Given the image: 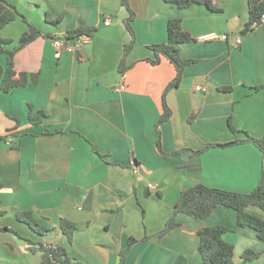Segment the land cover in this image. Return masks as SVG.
Returning <instances> with one entry per match:
<instances>
[{
  "label": "crops",
  "instance_id": "crops-1",
  "mask_svg": "<svg viewBox=\"0 0 264 264\" xmlns=\"http://www.w3.org/2000/svg\"><path fill=\"white\" fill-rule=\"evenodd\" d=\"M4 1L42 36L13 58L14 70L36 75V83L0 90V264H42L40 243L63 247L78 264H119L128 239L144 237L123 264H202L197 231L210 226L228 229L223 240L234 248L232 264H264V241L224 206L205 219L178 214V227L155 236L182 191L202 184L248 194L258 184L261 153L251 143L191 155L244 133L264 135V88L254 90L264 86V23L240 34L247 0H210L216 10L130 0L134 45L123 74L118 67L130 34L121 0ZM170 19H179L194 41L176 46L181 59L193 62L165 97L171 116L160 126L161 150L178 153L164 156L156 148L155 124L175 70L164 57L152 64L150 47L167 42ZM91 26L96 33L79 53L56 52L53 38ZM26 31L20 18L0 29V38L11 40L5 49L14 50ZM209 33L217 39H198ZM7 58L0 55L3 68ZM29 106L45 114L39 126L30 125ZM229 118L241 133L229 130ZM22 211L49 232L40 236L18 222L15 214ZM245 211L264 220L255 206ZM61 219L75 227L70 242L58 229ZM245 250L260 255L245 262Z\"/></svg>",
  "mask_w": 264,
  "mask_h": 264
},
{
  "label": "trees",
  "instance_id": "trees-1",
  "mask_svg": "<svg viewBox=\"0 0 264 264\" xmlns=\"http://www.w3.org/2000/svg\"><path fill=\"white\" fill-rule=\"evenodd\" d=\"M130 0H121V6L128 11V17L124 21V27L130 34L129 44L124 46L122 58L119 63L118 70L120 73L126 71L125 60L126 56L130 52L134 45V33L130 26L133 20V13L129 8ZM168 3L174 4L179 9L187 8L193 4L201 3L206 5L212 10H216L210 0H165ZM248 7V20L244 25L240 34H244L251 30L253 27L264 23V0H247ZM17 18L22 19L24 23L28 25V31L24 32L19 38L18 45L14 50L8 51L5 46L11 43V40L0 38V55H7L6 68H3L0 64V90L4 93L11 92L16 88H24L28 85L29 81L36 83V75L28 78L26 73H17L14 70L13 58L15 52L33 41L34 39L42 36V34L33 26L26 22V19L22 17L16 10V8L4 0H0V29L6 25L12 23ZM46 20L58 23L60 19H51L46 16ZM96 33V28L80 27L67 32L63 37H60L65 42L73 41L81 36L92 38ZM47 36V35H44ZM194 39L184 31L181 27L179 19H170L167 24V42L153 45L150 49L155 55V59L150 61L152 64L159 63L160 57L166 58L174 67L175 76L174 79L167 85L162 95V113L160 118L155 124V129L158 135L156 142V148L158 152L164 156L175 155L178 152L172 154H163L161 150L160 142V126L168 121L171 116V111L168 108L165 97L167 92L177 87L184 69L193 62V60H183L178 54L177 45L182 43L192 42ZM264 86L255 87L254 90H259ZM225 91L230 88H224ZM45 114L42 111L33 112L32 107L29 106L28 121L32 126H39L42 122ZM193 118H190L191 121ZM18 122L17 120H15ZM228 128L234 134L241 133L228 119ZM243 139H235L232 142L226 144H207L198 151H191V155H198L213 147H227L236 145L239 143H251L261 153V173L257 186L248 194H240L228 192L216 188H209L202 184H196L184 191H182L178 197L177 202L174 205L173 215L167 221L164 228L159 231L155 236L163 237L179 224L176 222V216L178 214L188 215L197 219L207 218L217 206H224L232 209L237 213V223L240 227H249L256 232L258 239L264 241V220L254 217L248 214L245 209L248 206H255L264 211V135L261 137H253L247 133H244ZM15 218L18 222L25 224L33 232L40 236H44L49 231L40 225L37 220L32 216L31 212H17ZM59 231L66 236L68 242L71 241L75 227L68 221L61 219L58 227ZM3 230L11 231L8 228ZM228 231L223 226H210L204 227L197 231L198 236V250L202 259V264H232L234 255V248L231 244L226 243L223 240V235ZM149 237H144L140 241L129 238L127 241V248L120 254L119 264L124 263V258L130 249L139 244L147 241ZM38 251L41 253L42 264H78L73 262L67 255L66 250L61 246H45L43 244L38 245ZM260 253L245 250L242 254V260L245 262L254 261L259 257Z\"/></svg>",
  "mask_w": 264,
  "mask_h": 264
},
{
  "label": "built area",
  "instance_id": "built-area-1",
  "mask_svg": "<svg viewBox=\"0 0 264 264\" xmlns=\"http://www.w3.org/2000/svg\"><path fill=\"white\" fill-rule=\"evenodd\" d=\"M108 24H109V18H107L104 21L105 26H108ZM198 39L200 41L214 40V39H217V35L214 33L204 34L202 36H199ZM220 39L225 40L226 35L220 36ZM87 41H88V38L85 36H81L80 38H77L70 42H65L61 38H53V45L57 53L61 52L62 50H68V51L79 53ZM195 90L199 91V87H196Z\"/></svg>",
  "mask_w": 264,
  "mask_h": 264
}]
</instances>
